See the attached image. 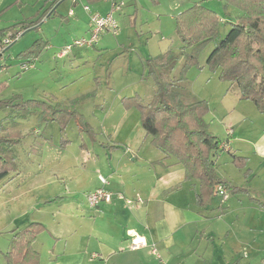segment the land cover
<instances>
[{
	"label": "rangeland",
	"instance_id": "1",
	"mask_svg": "<svg viewBox=\"0 0 264 264\" xmlns=\"http://www.w3.org/2000/svg\"><path fill=\"white\" fill-rule=\"evenodd\" d=\"M34 2L28 0L31 11L24 22H30L39 10L43 15L50 7ZM198 2L218 13L222 38L242 14L221 0H136L137 10L132 6L115 14L120 26L116 36L105 34L94 47H74L60 58L65 48L88 33L83 7H92L81 5L69 16L71 2L67 0L58 15L22 32L0 57V84L6 86L0 101L18 98L16 102H21L20 111L0 113L3 134H17L19 140L11 148L14 171L0 182L2 248L15 229V221L25 226L45 222L52 228L62 227L76 221L79 211H89L77 181L82 176L81 182L93 186L99 174L96 169L91 171L87 157L95 153L105 160V153L113 148L107 144L143 141L140 111L131 98L138 95L144 104L153 101L156 87L143 60L171 50L178 60L167 74L177 83L182 102L205 101L210 133L222 142L228 140V131H236L230 140L231 153L248 159L246 170L252 171L245 179V170L232 163L226 144L218 148L219 175L236 187L249 189L250 194H228L227 202L217 198L203 209L202 214L209 219L195 226L205 235L194 239L196 245L200 239L210 240L208 251L198 248L203 256L193 253L187 258L193 264H264V159L253 143L264 133V113L253 102L240 100L237 87L222 81L220 71L207 64L214 42L185 48L177 36L175 17ZM25 65L29 67L26 71L22 69ZM181 78L184 80L178 82ZM63 173L74 180L77 196L68 190L72 184ZM192 228L182 229L174 238L183 241ZM182 241L180 246L185 247ZM151 245L163 260L172 263L159 245ZM149 249L143 256L144 264H159L152 247Z\"/></svg>",
	"mask_w": 264,
	"mask_h": 264
},
{
	"label": "crops",
	"instance_id": "2",
	"mask_svg": "<svg viewBox=\"0 0 264 264\" xmlns=\"http://www.w3.org/2000/svg\"><path fill=\"white\" fill-rule=\"evenodd\" d=\"M38 2L39 4L44 2L43 7L49 5L51 7L54 0H38ZM104 2L105 0L94 2L82 0L75 9L81 5L91 4L93 10L106 14L109 11V4ZM63 3L58 2L47 18L55 11L54 14L58 15ZM132 6L137 10L136 0H128L125 8L129 9ZM71 8L72 3L69 12ZM28 10L31 11L28 8V0H0V31L24 22ZM84 14L89 23V31L84 36L87 38L90 35V18L87 13ZM41 15L39 10L30 21L37 20ZM22 32L24 30L19 29L16 35ZM3 70L5 71L6 68ZM142 132L140 133L143 141L140 143L133 144L126 141L121 146L107 144L113 148L109 154L105 153V160H101L100 155L95 153L86 159L91 171L96 169L99 176L108 180L106 189L122 194L126 200L115 199L95 209L89 207L87 212L79 211L76 221L62 227L52 228L42 222L47 231L39 235L34 244L35 251L41 255V264H144L143 256L149 253L151 243H156L163 253H168L171 264H183V261L193 264L187 257H192L193 253L197 256L198 248L207 250L206 244L210 242L209 239L207 242L204 239L198 240L199 245L195 243L194 238H197L198 234L205 235L203 229L200 230L195 225L199 222L205 223L209 219L202 214V211L211 203L204 207L198 206L196 196L200 191L199 182L185 181L184 167L174 158H165L164 154L151 144V138L146 137L144 130ZM235 134L237 132L232 130L231 139L235 137ZM253 143L259 156L264 159V133ZM222 144L225 145L226 142ZM230 145L231 143L226 144L227 151L232 150ZM218 166L217 164L219 172ZM62 175L67 177L66 173ZM99 176L93 186L92 184L86 186L84 180L80 181L82 176L79 177L77 188H80L79 191L85 193L87 197L103 187ZM69 182L72 188L68 190L75 197L78 192L74 191L76 190L74 180L71 178ZM217 198L224 202L219 195L211 201L215 202ZM127 201L130 203L128 204ZM32 209L33 207L30 211ZM14 224V230L17 231L28 226L19 221H15ZM190 225L194 226L193 231L189 237L183 239L186 242L185 247L180 246L182 240L175 239V234ZM45 235L48 237L45 238ZM9 237L4 242V248L0 246V264H6L3 254L10 249L12 235ZM135 239L146 242L148 246L135 251L131 250V242ZM213 246L214 242H212V249Z\"/></svg>",
	"mask_w": 264,
	"mask_h": 264
},
{
	"label": "trees",
	"instance_id": "3",
	"mask_svg": "<svg viewBox=\"0 0 264 264\" xmlns=\"http://www.w3.org/2000/svg\"><path fill=\"white\" fill-rule=\"evenodd\" d=\"M60 1L54 0L52 6L37 20L18 23L0 31V43L7 37L13 38L19 29L27 31L33 26L38 27ZM221 1L242 13L235 24H230L231 28L223 38L220 35L218 13L205 7L202 2L177 15L176 34L185 48L201 47L214 42L215 48L207 64L213 71H220L219 78L222 81L237 87L240 100L253 102L258 111L264 113V0ZM177 60L178 57L171 50L143 60L144 68L156 87L154 99L149 104H144L138 95L131 99L140 111L141 126L146 137L151 138V144L165 158H174L184 167L185 181L199 182L200 191L196 196L198 206L204 207L218 197L221 188L228 194H250L249 189L236 187L231 181L219 176L215 157L223 142L210 133L205 120L209 111L205 101L183 103L176 91L177 83L169 79L167 71ZM183 80L181 78L178 82ZM5 90L6 86L0 84V95ZM16 99L0 101V113H10L21 107V102L17 103ZM128 103L125 102L126 105ZM3 132L4 120L0 119V182L14 171L11 148L19 143L17 134L4 135ZM230 140L231 135H228L226 144L231 143ZM228 152L232 163L245 170V179L249 178L252 175L251 170H246L249 160ZM46 231L47 228L41 223H32L20 231H11L10 249L3 254L5 263L41 264V255L35 251L34 244L38 236Z\"/></svg>",
	"mask_w": 264,
	"mask_h": 264
},
{
	"label": "built area",
	"instance_id": "4",
	"mask_svg": "<svg viewBox=\"0 0 264 264\" xmlns=\"http://www.w3.org/2000/svg\"><path fill=\"white\" fill-rule=\"evenodd\" d=\"M128 0H105L108 4H110V10L106 14H102L99 11H95L91 6L85 5L84 11L89 15L90 18V35L87 38H82L75 40L73 45L68 46L61 52L59 55L60 58H64L68 55V53L74 48H91L94 47L100 40L101 36L105 34H112L116 36L119 33V22L115 16L117 13H121L125 7L127 6ZM72 3V8L69 12V16H73L75 13V7L78 6L82 0H70ZM22 33H19L13 38H6L2 41L0 45V55L3 56L7 47L14 43L17 39L21 37ZM23 70H28V66H23ZM231 131H229V135ZM226 148V147H222ZM103 187L90 193L87 195L86 199L88 205L91 209H95L99 207L101 204H109L113 202L115 199L126 200V198L122 194H116L108 189L106 186L108 185V180L103 176H99ZM219 196L223 199V201L228 200V193L225 189H219ZM129 204L130 201H127ZM147 243L138 239H135L131 242V250H139L141 248L147 247ZM152 247V254L157 258L159 264H171L163 260L161 255L159 254L156 246Z\"/></svg>",
	"mask_w": 264,
	"mask_h": 264
},
{
	"label": "water",
	"instance_id": "5",
	"mask_svg": "<svg viewBox=\"0 0 264 264\" xmlns=\"http://www.w3.org/2000/svg\"><path fill=\"white\" fill-rule=\"evenodd\" d=\"M65 1H66V0H61L60 3H63V2H65ZM0 57H1V55H0Z\"/></svg>",
	"mask_w": 264,
	"mask_h": 264
}]
</instances>
